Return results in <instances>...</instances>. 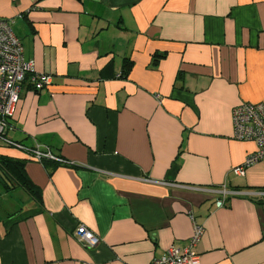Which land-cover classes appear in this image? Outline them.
<instances>
[{
	"label": "crops",
	"instance_id": "crops-1",
	"mask_svg": "<svg viewBox=\"0 0 264 264\" xmlns=\"http://www.w3.org/2000/svg\"><path fill=\"white\" fill-rule=\"evenodd\" d=\"M0 18L52 75L24 85L7 136L71 162L0 141L40 188L0 177V264H152L188 244L191 213L199 264H264V160L231 171L256 150L233 109L264 103V0H0ZM223 184L242 194L217 207Z\"/></svg>",
	"mask_w": 264,
	"mask_h": 264
},
{
	"label": "built area",
	"instance_id": "built-area-1",
	"mask_svg": "<svg viewBox=\"0 0 264 264\" xmlns=\"http://www.w3.org/2000/svg\"><path fill=\"white\" fill-rule=\"evenodd\" d=\"M52 82V75L35 69L33 59L25 55L20 37L12 27V21L0 18V141L8 146L25 150L32 158L43 162L53 160L69 164L66 159L54 154L49 147L40 145L27 147L24 144L8 138L11 128L10 120L15 113L26 83L36 91L44 89ZM234 137L240 141H252L256 150L250 152L245 160L232 168L236 176L244 177L247 169L264 160V103L243 102L233 109ZM221 197L216 202L217 207H223L231 196L241 195L239 190L231 189L223 184L219 190ZM193 231L185 247L170 246L163 256L152 264H199L200 254L197 246L200 243L205 227L191 213ZM78 240L86 247H95L101 242L100 236L81 225L75 231ZM93 264V263H84Z\"/></svg>",
	"mask_w": 264,
	"mask_h": 264
},
{
	"label": "trees",
	"instance_id": "trees-1",
	"mask_svg": "<svg viewBox=\"0 0 264 264\" xmlns=\"http://www.w3.org/2000/svg\"><path fill=\"white\" fill-rule=\"evenodd\" d=\"M164 56L165 53L156 52L153 56V59L155 62H157L161 57ZM132 67L133 61L127 59L124 63V71L122 74L129 73ZM43 162L46 163L47 160H44ZM0 167L2 168V175H0V177L4 185L11 188L14 186L13 184L16 183L15 185L24 187L30 194L36 198H39L40 188L37 187L29 178V175L26 171V161L24 159L0 156Z\"/></svg>",
	"mask_w": 264,
	"mask_h": 264
}]
</instances>
